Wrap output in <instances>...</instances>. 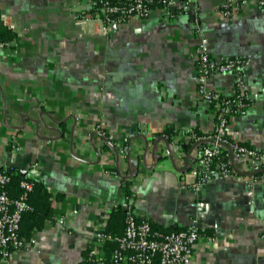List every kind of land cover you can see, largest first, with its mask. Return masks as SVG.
<instances>
[{
    "label": "crops",
    "instance_id": "1",
    "mask_svg": "<svg viewBox=\"0 0 264 264\" xmlns=\"http://www.w3.org/2000/svg\"><path fill=\"white\" fill-rule=\"evenodd\" d=\"M88 9L89 0H0L15 32L0 42V168L40 171L29 176L54 197L53 220L8 264H81L116 208L162 231L196 219L202 237L188 264H264V177L249 186L240 173L195 191L189 176L191 133L204 137L215 122L198 94L201 35L214 58L247 61L241 86L232 72L205 83L221 97H247L226 137L264 147V5L248 0L225 16L223 0L187 11L177 2L106 30L79 18ZM115 247L98 246L104 264Z\"/></svg>",
    "mask_w": 264,
    "mask_h": 264
},
{
    "label": "built area",
    "instance_id": "2",
    "mask_svg": "<svg viewBox=\"0 0 264 264\" xmlns=\"http://www.w3.org/2000/svg\"><path fill=\"white\" fill-rule=\"evenodd\" d=\"M197 0H89L87 12L78 15L81 19L94 18L101 22L102 30L109 29L114 23H120L129 17H148L154 8L169 9L175 3H180L181 9L187 11ZM225 16H230L233 6L245 5L248 0H223ZM260 6L264 0H257ZM194 59L200 84L199 96L210 103L214 109L213 131L199 137L192 134L195 144V166L189 171L190 188L199 191L208 182L229 178L234 175H243L247 184L253 185L259 178L264 177V147H250L226 137V128L229 120L244 109L246 95L221 97L215 90L205 86L207 80L216 75L232 72L235 83L241 86L243 70L247 61L238 57L214 58L211 55L208 39L200 36L194 49ZM201 139L207 140L203 143ZM223 146V147H222ZM235 159L241 163V171L232 164ZM30 177L29 174H25ZM9 181V174L0 172V184ZM23 193L17 197H10L6 191H0V263L8 264L13 252L27 246L19 236L22 213L29 208L25 200L26 192L31 190L32 182L23 179L20 182ZM199 223L196 219L184 229L162 231L152 227L145 219L137 218L133 213L125 217L123 233L112 235L97 229L93 235L96 244L89 249L91 262L89 264H104V258L99 257L98 246L107 240H113L116 247L110 259L112 264H188L195 245L202 237ZM101 255V254H100Z\"/></svg>",
    "mask_w": 264,
    "mask_h": 264
},
{
    "label": "trees",
    "instance_id": "3",
    "mask_svg": "<svg viewBox=\"0 0 264 264\" xmlns=\"http://www.w3.org/2000/svg\"><path fill=\"white\" fill-rule=\"evenodd\" d=\"M114 2H122L123 0H113ZM15 36V32L4 25L0 18V42L6 43ZM171 133V132H170ZM167 132V135H171ZM195 134L200 136V133L195 130ZM204 141L203 143H205ZM223 147V146H222ZM4 171L9 174V181L4 185L0 184V191L4 190L12 197L17 198L23 193V188L20 185L21 180L27 179L32 182L31 190L26 192L25 200L27 201L29 208L22 213L19 236L24 242H28L35 230H41L53 220V194L49 192L44 184L34 177H26L23 171L15 169H3L0 168V172ZM125 187L128 188L129 182L125 181ZM126 214L122 213L120 208L113 209L109 222L103 230L104 232L112 235H119L115 233L111 228L112 223H117L119 228L124 229ZM120 225V226H119ZM109 242L113 240H108ZM91 257L89 256V249L85 254V259L81 264H89Z\"/></svg>",
    "mask_w": 264,
    "mask_h": 264
},
{
    "label": "water",
    "instance_id": "4",
    "mask_svg": "<svg viewBox=\"0 0 264 264\" xmlns=\"http://www.w3.org/2000/svg\"><path fill=\"white\" fill-rule=\"evenodd\" d=\"M155 146H156V143H154L153 150L155 149ZM146 148H147V146H146ZM24 172H26V171H24ZM29 174H30L31 176H41L42 173H41L40 171H37V170H31V171L29 172ZM121 206L124 208V211H129V212H133V211H134L132 205L121 204Z\"/></svg>",
    "mask_w": 264,
    "mask_h": 264
}]
</instances>
